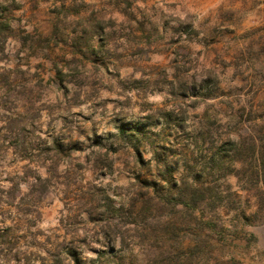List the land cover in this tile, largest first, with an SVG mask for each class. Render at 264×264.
Segmentation results:
<instances>
[{"label": "rangeland", "instance_id": "374dc122", "mask_svg": "<svg viewBox=\"0 0 264 264\" xmlns=\"http://www.w3.org/2000/svg\"><path fill=\"white\" fill-rule=\"evenodd\" d=\"M6 227L0 264H264V0H0Z\"/></svg>", "mask_w": 264, "mask_h": 264}, {"label": "trees", "instance_id": "16d2710c", "mask_svg": "<svg viewBox=\"0 0 264 264\" xmlns=\"http://www.w3.org/2000/svg\"><path fill=\"white\" fill-rule=\"evenodd\" d=\"M59 148L61 146V143L56 144ZM41 181V183H47V179H37ZM36 187V185H35ZM5 206H2L1 210H4ZM4 220H6L4 218ZM15 225H18L15 223ZM17 237L15 236L14 229L12 227H6L0 231V255L3 256L6 260H15L17 262L21 261L19 254L13 255V250L16 246ZM9 262V261H8Z\"/></svg>", "mask_w": 264, "mask_h": 264}]
</instances>
